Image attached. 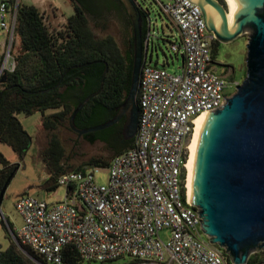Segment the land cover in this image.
<instances>
[{"label":"built area","instance_id":"obj_1","mask_svg":"<svg viewBox=\"0 0 264 264\" xmlns=\"http://www.w3.org/2000/svg\"><path fill=\"white\" fill-rule=\"evenodd\" d=\"M153 1L177 31L169 50L182 57L180 72L169 74L145 56L134 148L110 160L106 185L95 182L97 169L69 171L56 181L65 189L63 201L16 200L22 226L12 239L45 264H61L69 246L89 264L119 259H126L123 264H228L223 250L209 244L198 209L187 198V163L195 121L220 109L233 94L225 90L237 83L213 69L214 37L198 6L189 0ZM18 5L19 0H0V32L6 35L0 80L15 68L11 50Z\"/></svg>","mask_w":264,"mask_h":264},{"label":"trees","instance_id":"obj_2","mask_svg":"<svg viewBox=\"0 0 264 264\" xmlns=\"http://www.w3.org/2000/svg\"><path fill=\"white\" fill-rule=\"evenodd\" d=\"M68 1L73 14L59 31L51 30L44 15L34 6L19 3L15 28L18 45L13 54L15 68L5 73V82L0 83V144L9 146L19 158L30 148L31 139L17 116L27 117L37 112L41 114L40 133L44 135L45 142L40 148V158L48 176L42 187L47 192H54L59 187L56 184L57 178L69 171L107 169L113 157L133 149L135 143V138L129 141L123 139L124 119H121L105 130L79 136L88 144H100L105 157H92L78 166L66 163L59 133L63 129L69 130L68 120L75 108L98 90L105 64L108 69L101 92L91 98L75 116L74 124L79 129L100 125L114 117L116 109L127 96L132 67L131 23L121 1ZM219 1L223 3V0ZM138 7L145 42L148 11ZM112 10H115L122 22L123 48L111 35L96 36L94 33L95 30L104 33ZM148 47L143 57L147 55ZM136 101L138 104V97ZM48 111L50 113L45 115ZM0 164L1 193L19 165H11L1 154ZM8 240V246L0 251V264H35L21 254L13 239ZM23 248L38 263L45 264L28 248ZM225 257L230 264L228 257ZM262 262L264 251L252 254L247 264ZM61 264L84 262L77 251L69 246L63 251Z\"/></svg>","mask_w":264,"mask_h":264},{"label":"water","instance_id":"obj_3","mask_svg":"<svg viewBox=\"0 0 264 264\" xmlns=\"http://www.w3.org/2000/svg\"><path fill=\"white\" fill-rule=\"evenodd\" d=\"M120 1L132 30L129 90L112 119L85 129L75 126V116L102 90L108 69L105 64L98 90L86 97L68 120L69 130L78 136L105 130L121 119L125 141L134 139L137 133L138 81L148 42H143L136 0ZM189 1L200 8L206 30L218 42L231 43L248 33L244 79L220 109L204 113L197 124L188 184L189 202L198 209L201 231L209 244L223 250L230 264H247L252 254L264 251V0H229L231 29L224 3ZM5 77L4 74L0 83L5 82ZM9 182L10 179L0 193V204ZM17 247L40 264L23 247Z\"/></svg>","mask_w":264,"mask_h":264},{"label":"rangeland","instance_id":"obj_4","mask_svg":"<svg viewBox=\"0 0 264 264\" xmlns=\"http://www.w3.org/2000/svg\"><path fill=\"white\" fill-rule=\"evenodd\" d=\"M19 3L34 6L38 9V11L44 15L46 24L49 25L51 30H61L67 18L73 14V9L68 0H19ZM136 3L142 10L148 11L147 22L149 23L150 40L147 61H149L151 57V64L157 63L159 66L164 64V68L169 74H178L182 64L181 56L178 55L176 58L169 50L170 43H174L177 39L176 29L169 19L160 13L153 0H136ZM223 3L227 10L224 0ZM94 33L96 36L105 34L111 35L120 48H123L124 37L122 27L114 18H108L104 33L97 30H95ZM247 36L248 33L234 40L232 44L221 51L219 55L220 57H225L233 67L234 73L232 75V80L237 83V85L241 83L245 75L244 61L247 51ZM5 38L6 35L0 32V54L3 53L2 46ZM17 45L18 39L15 37L11 52L12 55L15 54ZM225 92L232 94L235 92V87L230 86ZM49 113L50 111L46 112L45 115ZM17 118L24 131L30 137L31 145L26 154L22 158H19L9 146L0 144V154L3 158L11 165H19L6 188L0 204V251L8 246V239H12L11 233H16L22 226V219L14 207L19 197L30 196L42 200L48 205H53L63 201L65 195L64 187H58L54 192H47L42 187L43 182L48 176L40 158V148L45 142L44 135L40 133L41 114L37 112L27 117L18 115ZM59 138L68 165L78 166L92 157L106 156L100 144H88L70 130H61ZM108 178L109 172L107 169H97L94 172V180L97 184L106 185ZM167 237L166 232L161 233V238L164 241H167ZM21 254L27 258L22 252ZM125 261L126 259H119L116 261V264H123ZM261 264H264V262Z\"/></svg>","mask_w":264,"mask_h":264},{"label":"flooded vegetation","instance_id":"obj_5","mask_svg":"<svg viewBox=\"0 0 264 264\" xmlns=\"http://www.w3.org/2000/svg\"><path fill=\"white\" fill-rule=\"evenodd\" d=\"M111 17L114 18L119 23L120 26L122 25V22L118 14L115 12V10L111 11ZM230 44H232V42L227 44L220 43L214 38L210 42L211 62L213 65V69L215 70L216 73L225 77L228 81H233L232 80V75L234 73L233 67L229 64V61H227L225 57L219 56L220 52L223 51Z\"/></svg>","mask_w":264,"mask_h":264},{"label":"bare ground","instance_id":"obj_6","mask_svg":"<svg viewBox=\"0 0 264 264\" xmlns=\"http://www.w3.org/2000/svg\"><path fill=\"white\" fill-rule=\"evenodd\" d=\"M224 1H225V3H226V6H227V16H226V18H227L228 28L231 29L233 23H232V20H231L230 14H229V5H230V2H229V0H224ZM202 116H203V115H202ZM202 116H200V117L195 121V125H196V126H195L194 134H193V136H192L191 144H192V142H193V140H194V138H195V135H196V127H197V124H198V122H199V120L201 119ZM191 144H190V148H189L190 153H189V158H188V163H187V198H188V200H189L188 184H189V174H190V170H191Z\"/></svg>","mask_w":264,"mask_h":264},{"label":"crops","instance_id":"obj_7","mask_svg":"<svg viewBox=\"0 0 264 264\" xmlns=\"http://www.w3.org/2000/svg\"><path fill=\"white\" fill-rule=\"evenodd\" d=\"M2 49H3V46H2Z\"/></svg>","mask_w":264,"mask_h":264}]
</instances>
